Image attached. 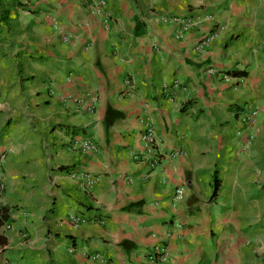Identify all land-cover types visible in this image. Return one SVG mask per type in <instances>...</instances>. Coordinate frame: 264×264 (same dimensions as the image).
<instances>
[{"label":"crops","instance_id":"crops-1","mask_svg":"<svg viewBox=\"0 0 264 264\" xmlns=\"http://www.w3.org/2000/svg\"><path fill=\"white\" fill-rule=\"evenodd\" d=\"M20 1L0 18V264H150L160 242L166 264H264V0H107L108 23L89 0ZM233 70L248 76L222 78ZM148 123L164 153L153 172L135 159Z\"/></svg>","mask_w":264,"mask_h":264},{"label":"built area","instance_id":"built-area-1","mask_svg":"<svg viewBox=\"0 0 264 264\" xmlns=\"http://www.w3.org/2000/svg\"><path fill=\"white\" fill-rule=\"evenodd\" d=\"M93 2L92 9L97 15H102L105 17V22H109L110 14L106 13L104 10L107 6V0H89ZM164 22L173 21L176 23L182 22L184 30L192 29L193 27L198 25V21L200 20L199 17H180V16H162L161 17ZM208 18L214 19L213 15H209ZM225 30V27L222 24H215L213 28L210 30V32L200 38L198 42L196 43L195 50L197 51H206L214 38L218 36V34ZM208 72L211 75L220 74V72L215 68L211 67L208 69ZM222 78L229 81L236 76H233L228 73H221ZM239 80L241 77H238ZM126 84L130 90H133L135 88L134 82L132 78L128 77L126 79ZM164 92L166 94H169L170 88L169 85H164ZM63 100L65 102H71L78 106H84V101L78 97H75L73 95L64 96ZM96 102V99L93 100ZM94 105L89 108L90 112H94ZM258 118H259V110L253 109V111L250 113V115L246 116V120L250 123L252 130H255L258 124ZM255 137V133L251 134V139ZM142 141L144 143L145 150L143 153L136 154L135 159L139 161L148 162L150 165L151 172L155 171L157 167L161 164V162L164 159V153L161 151L160 148V141L157 137L155 127L148 123L145 127V129L142 132ZM70 147L72 150H85V151H97L98 145L92 141L91 139H75L72 140L70 143ZM174 157V155H172ZM6 155L3 154L0 157V188L4 189L6 187L5 179H4V161H5ZM69 175L74 179H81L84 181V185L87 189H92L99 181L100 178L98 176L92 175L90 173L81 172V171H71ZM185 195V188L180 187L177 189L176 192V198L182 199ZM70 221L74 225H80L82 223L86 222V219L83 217H80L78 215H70ZM6 229H10V225H6ZM171 256V250L167 243L160 242L157 243L152 251V253L149 255V261L150 264H166L170 261ZM96 258H101L100 254L95 255ZM110 264V263H108Z\"/></svg>","mask_w":264,"mask_h":264},{"label":"trees","instance_id":"trees-1","mask_svg":"<svg viewBox=\"0 0 264 264\" xmlns=\"http://www.w3.org/2000/svg\"><path fill=\"white\" fill-rule=\"evenodd\" d=\"M13 7H25V5L20 0H0V18L1 21H7L10 18L11 8ZM228 74L233 76H248V72L246 71H228ZM1 96V92H0ZM221 187V180L216 175L214 181V192L213 197L218 196V192ZM11 219V210L7 206H0V246L4 247L8 244V238L6 237L5 233L2 231L3 226Z\"/></svg>","mask_w":264,"mask_h":264}]
</instances>
